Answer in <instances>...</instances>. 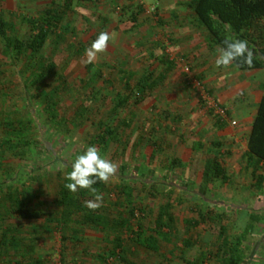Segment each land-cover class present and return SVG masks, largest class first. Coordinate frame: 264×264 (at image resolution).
<instances>
[{
    "label": "rangeland",
    "instance_id": "374dc122",
    "mask_svg": "<svg viewBox=\"0 0 264 264\" xmlns=\"http://www.w3.org/2000/svg\"><path fill=\"white\" fill-rule=\"evenodd\" d=\"M55 1L56 5L62 3V0ZM109 1L86 4L74 0L63 22L68 29L62 40L59 43L49 40L42 51L54 61L56 68L39 86H31L25 59H12L2 52L0 45V118L28 124L34 120V124L43 129L40 134L29 137L33 147L31 153L20 149L16 153L5 150L0 154V233L9 227L11 238L23 247H34V254L40 257L42 264H123L117 258L103 263L97 257L112 249V233L102 235L83 229L78 236H68L47 219L59 209V184L66 176V167L71 166L88 146H95L102 157L117 165L115 176L106 184L102 182L104 188L98 191L103 195V204L97 211L116 218L124 215L128 207L121 191L131 187L137 214L132 226L139 221L145 229L153 228L158 207L166 203L171 205L175 217L173 243H160L159 253L135 246L128 233L116 232L127 248L125 257L128 260L135 264H184L181 258L192 260L200 251H210L205 264H221L219 257L214 256L217 243L212 226L201 223L192 227L186 221L197 220L200 212L220 214L227 234L234 238L246 226L245 217L250 216L241 210H251L258 213L261 220L247 237L249 249L245 251L246 259L242 264H264V188L261 193L250 188H235L232 183L225 188V183L218 180L211 184L208 198L215 201L211 202L214 204L211 208L197 197L198 170L202 162L192 160L194 153L187 139L197 136L196 129L209 111L214 110L208 103L220 105L193 77L192 71H186L188 64L172 53L170 45L157 38L156 31L145 27L150 20L156 22L158 9L156 14H148L133 0L135 8H140L146 19L135 27L122 29L116 27V1L114 4ZM144 3L152 6L154 0H144ZM156 3L158 8V0ZM1 8L0 0V11ZM39 13L18 9L13 14L5 13L4 17L14 25V36L26 40L31 32L21 18ZM101 31L112 36L109 47L99 53L93 63L85 65V50ZM153 37L158 44L153 43ZM164 57H175V67L149 99L142 105L128 102L114 111L116 95L125 91L123 78L133 81L144 72L157 75L163 70L161 59ZM53 87L61 92L60 121L55 123L47 119L40 95L41 91ZM100 124L116 133L115 141L107 150L97 142L92 144L101 134ZM230 124L235 127L234 123ZM180 157L186 166L171 168L170 162ZM232 176H238L243 183L250 179L246 173ZM13 190L28 193L30 207L39 210L42 217L21 220L12 212L7 213L6 195ZM250 194H254L251 202L238 198ZM87 196V200L94 199L89 190ZM184 239L194 241L195 245L181 253ZM175 245L177 248L173 250ZM30 257L28 254L23 263L26 264ZM2 260L3 264H8L19 260V255L10 251Z\"/></svg>",
    "mask_w": 264,
    "mask_h": 264
},
{
    "label": "trees",
    "instance_id": "16d2710c",
    "mask_svg": "<svg viewBox=\"0 0 264 264\" xmlns=\"http://www.w3.org/2000/svg\"><path fill=\"white\" fill-rule=\"evenodd\" d=\"M72 1L62 0L61 5H53L46 8L37 18L22 19L31 32L26 40L15 37L14 25L0 14V45L2 52L12 59L21 57L25 59V70L29 74L32 87L43 83L56 68L54 61L50 57L43 55L42 51L49 40L59 43L64 33L67 32L68 26L63 24V22L72 6ZM188 6L198 23L205 28L213 45L218 46L220 49L223 48L226 38L232 40L241 39L248 42L249 48L254 51L253 66L249 67L239 60L233 61L231 66L241 71L264 69V0H191ZM97 36L93 38V41ZM161 63L164 69L157 75L153 72H144L133 81L123 78L125 91L116 95L113 110L116 111L122 108L128 102H132L135 105L144 104L151 93L164 82L167 75L174 68V63L169 61L167 57H164ZM60 79L61 83H63L64 79L62 77ZM60 93L59 89L55 87L48 91L40 92L44 105L43 111L47 119L52 123L60 121ZM30 121V124H28L21 121H13L7 117L0 118V130H2L3 136L0 138V154H3L5 150L13 153L20 149H26L30 153L33 151L32 143L28 139L34 133L40 134L43 129L38 128L34 124V120ZM99 127L101 134L96 137L97 139L92 140V144L97 142L103 150H107L115 141L116 133L103 124H100ZM214 148L217 149L218 145L215 144ZM247 157L256 168L260 163L264 165V95L260 97L257 103L256 116L247 139ZM181 166V162L177 159H173L170 163L171 168ZM71 170V166L66 167V176ZM253 175L256 178V189L260 191L264 185V176ZM66 176L59 184L57 203L60 206V210L47 218L58 229L64 231L70 224H73L79 228L93 227L102 231L113 230L119 233H128L130 241L135 246L152 253H159L160 243L170 245L173 243L176 221L171 212L170 204L166 203L158 207L153 228L145 229L139 221H136L135 225L132 226L131 222L135 221L137 214L134 205L135 196L131 187H125L121 191L128 207L125 214L118 215L116 219H111L101 215L97 210L91 211L85 206V201L88 199V190L79 189L76 193L68 191L65 188V184L69 182L66 180ZM213 179H220L223 183L228 181V177L221 167L217 151L205 161L202 181L198 188L200 200L210 201L207 199V195L210 193L208 184ZM93 187L100 191L104 188V184L97 182ZM28 195V193L21 194L18 190L9 191L6 195L9 204L7 213L12 212L15 217L21 220L39 219L41 212L30 207ZM205 204L208 209L214 205L210 202ZM242 212L250 216L246 217L248 221L244 229L234 238L227 234V228L222 224V215L220 214L200 212L197 220H187L186 224L192 227H197L201 223L210 224L213 233L216 235L217 243L214 256L219 257L221 264H242L246 259L245 251L249 249L246 244L247 237L254 231L255 225L261 220L257 217L258 213L251 210H242ZM11 234L12 230L9 227L1 230L0 264H3V255L6 254L7 256L10 251L18 254L19 260L8 264H24L23 261H25V257L28 254H31V257L26 264H42L43 261L34 254V247H31V245L29 247L24 245L23 247L19 241L11 238ZM112 241V249L104 254H98V259L104 263L109 259L117 258L123 264H135L125 257L127 248H125L123 239L118 233H116ZM194 245V241L184 239L181 242V253H185ZM206 245H208L207 242ZM176 248L175 245L173 250H176ZM209 255H211L210 251H200L196 258L192 260L181 258V261L184 264H205Z\"/></svg>",
    "mask_w": 264,
    "mask_h": 264
},
{
    "label": "crops",
    "instance_id": "0c3cea01",
    "mask_svg": "<svg viewBox=\"0 0 264 264\" xmlns=\"http://www.w3.org/2000/svg\"><path fill=\"white\" fill-rule=\"evenodd\" d=\"M79 1L87 4L96 3L98 0ZM115 1L116 27L122 29L135 27L146 19L142 16V10L135 8L133 0H110L109 2L114 4ZM190 1L158 0L156 22L150 20L149 24H144L147 29L156 31L157 38H160L166 45H170L172 53L179 55L183 62L186 63L185 65L188 64L186 67L188 71H192L193 77L199 81L208 94L216 99L220 105V109L224 113L221 114L216 110L209 111L208 117L204 118L202 124L196 129L197 136L187 139V142H190L189 147L194 153L192 160L197 161L199 159L202 162L198 170V188L202 181L205 161L211 158L215 151H217L221 167L228 177V181L224 185L225 188L229 187L232 183V186L235 188L237 186L244 189L250 188L261 193L264 185L258 191L256 189V178L253 174L264 176V165L260 163L256 168V166H253V162L248 160L247 139L256 116L257 103L260 97L264 95V69L241 71L231 66V64L227 67H217L215 61L219 56L220 48L210 42L205 28L198 23L188 6ZM55 3V0H1L2 10L0 14L3 16L5 13L13 14L16 10L22 9L29 13L31 11L40 13L34 17H22L21 19L37 18L46 8L53 5L56 6ZM100 17L103 18L104 16ZM157 38L153 37L152 40H157ZM153 43L155 45L158 44L155 41ZM168 59L175 64V57H169ZM173 69L167 76L171 74ZM204 114L202 113L201 115ZM230 123H234L235 127H232ZM186 137L188 136H184V138ZM215 144L218 145L217 149L214 148ZM177 160L182 164L181 167L177 168H184L186 166L183 158L180 157ZM243 173H246L250 178L244 183L240 182L238 176H232L233 174ZM218 180L222 182L220 179L210 180L208 184L209 192L211 191L212 182ZM209 194L207 195V199L210 201L206 202H215L211 201V198H208ZM253 196L254 194H250L248 197L238 196V198L240 201L246 200L247 203L248 200L249 202L252 201ZM197 197L199 199V195ZM59 210L60 206L55 213ZM98 212L111 219H116V216L111 217L108 214ZM83 229L95 230L101 232L102 235L112 233L110 242H113V237L116 235V231L113 230L102 231L93 227L79 228L73 226V224H70L64 231L68 233V236L71 234L78 236ZM83 236L89 237L87 234H83Z\"/></svg>",
    "mask_w": 264,
    "mask_h": 264
},
{
    "label": "clouds",
    "instance_id": "9594fccd",
    "mask_svg": "<svg viewBox=\"0 0 264 264\" xmlns=\"http://www.w3.org/2000/svg\"><path fill=\"white\" fill-rule=\"evenodd\" d=\"M112 36L101 31L97 38L91 43L90 47L85 50V65L93 63L99 53L107 51L109 41ZM224 47L219 50V56L215 63L217 67H227L233 61H241L249 67L253 66L254 51L249 48L248 42L241 39L224 40ZM71 171L67 174L65 188L76 193L79 189L89 190L94 194V199L86 200L85 206L95 211L102 207L103 195L93 187L97 182L108 183L117 172V165L101 156L99 150L95 146H88L82 154L76 156L71 164Z\"/></svg>",
    "mask_w": 264,
    "mask_h": 264
},
{
    "label": "built area",
    "instance_id": "2783aa9c",
    "mask_svg": "<svg viewBox=\"0 0 264 264\" xmlns=\"http://www.w3.org/2000/svg\"><path fill=\"white\" fill-rule=\"evenodd\" d=\"M138 6H140L141 8H144L146 9V13L148 14H156V9H157V3H156V0H154V4L152 6H146L145 3H144V0H134ZM186 71H188V69H186ZM210 105V108L214 109V110H220L219 106L214 103V102H209L208 103ZM221 114H224L222 111L219 112Z\"/></svg>",
    "mask_w": 264,
    "mask_h": 264
}]
</instances>
